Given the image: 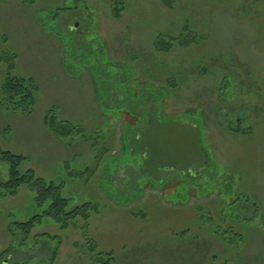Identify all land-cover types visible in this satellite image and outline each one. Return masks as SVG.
<instances>
[{
	"label": "rangeland",
	"instance_id": "374dc122",
	"mask_svg": "<svg viewBox=\"0 0 264 264\" xmlns=\"http://www.w3.org/2000/svg\"><path fill=\"white\" fill-rule=\"evenodd\" d=\"M8 51L38 92L0 148L92 206L44 216L0 161V264H264V0H0Z\"/></svg>",
	"mask_w": 264,
	"mask_h": 264
},
{
	"label": "trees",
	"instance_id": "16d2710c",
	"mask_svg": "<svg viewBox=\"0 0 264 264\" xmlns=\"http://www.w3.org/2000/svg\"><path fill=\"white\" fill-rule=\"evenodd\" d=\"M168 50V49H166ZM16 55L12 51L0 53V64L8 63L7 74L3 77V81L0 84V110L11 113H20L22 115H31L34 110L36 101V95L38 92V85L36 81L31 77L15 76L12 74V70L15 66ZM2 70V69H1ZM2 73V71H1ZM56 109L51 108L45 116L44 124L46 127L50 126V123L57 122L63 126L60 135L54 134L62 142L63 137H69L71 131L76 128L72 125L70 127L68 122L60 121L56 118ZM68 125L70 128H64ZM137 132V130H136ZM87 141V140H86ZM25 157L22 155H16L9 151L2 150L0 148V161L8 166L9 176L8 179L2 183V187L5 190V196H14L19 193L21 186H29L34 188L36 195L35 200L39 206L47 205L44 216L54 218L56 221L64 218V225L67 224V220L74 219L77 216L84 217L86 220L89 218L88 211L92 206L89 202L76 206L71 210H67L69 198L61 196L62 185H55L54 183H45L42 179H36L34 173L30 170L22 173L21 166L25 162ZM90 168H85L81 174L90 171ZM32 185V186H31ZM247 201L249 199L245 198ZM90 205V206H89ZM95 209V208H94ZM43 215H35L30 220L24 223H15L17 229L29 234L32 229L35 228L34 221L37 218H41ZM58 251L55 249L51 255V262L54 264L57 260ZM51 263V264H52Z\"/></svg>",
	"mask_w": 264,
	"mask_h": 264
}]
</instances>
